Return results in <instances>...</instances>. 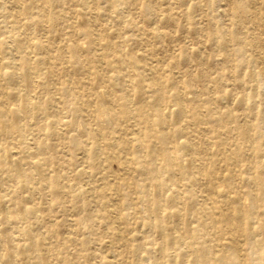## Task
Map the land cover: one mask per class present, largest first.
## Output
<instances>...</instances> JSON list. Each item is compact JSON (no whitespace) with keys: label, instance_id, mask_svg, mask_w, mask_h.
<instances>
[{"label":"rangeland","instance_id":"rangeland-1","mask_svg":"<svg viewBox=\"0 0 264 264\" xmlns=\"http://www.w3.org/2000/svg\"><path fill=\"white\" fill-rule=\"evenodd\" d=\"M0 264H264V0H0Z\"/></svg>","mask_w":264,"mask_h":264},{"label":"bare ground","instance_id":"bare-ground-1","mask_svg":"<svg viewBox=\"0 0 264 264\" xmlns=\"http://www.w3.org/2000/svg\"><path fill=\"white\" fill-rule=\"evenodd\" d=\"M86 10V9H85ZM109 14V13H108ZM136 131V130H135ZM99 140V139H98ZM214 241V240H213ZM217 246H218V244H217ZM263 254V253H262Z\"/></svg>","mask_w":264,"mask_h":264}]
</instances>
